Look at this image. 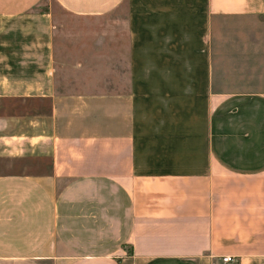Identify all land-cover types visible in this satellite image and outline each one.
<instances>
[{
  "label": "crops",
  "instance_id": "obj_1",
  "mask_svg": "<svg viewBox=\"0 0 264 264\" xmlns=\"http://www.w3.org/2000/svg\"><path fill=\"white\" fill-rule=\"evenodd\" d=\"M50 1L0 0V264H264V0Z\"/></svg>",
  "mask_w": 264,
  "mask_h": 264
},
{
  "label": "rangeland",
  "instance_id": "obj_2",
  "mask_svg": "<svg viewBox=\"0 0 264 264\" xmlns=\"http://www.w3.org/2000/svg\"><path fill=\"white\" fill-rule=\"evenodd\" d=\"M43 3L45 5L51 6L52 7V10L54 11L55 14H60L59 9L57 8V6L54 3H52V1H50V0H44Z\"/></svg>",
  "mask_w": 264,
  "mask_h": 264
},
{
  "label": "built area",
  "instance_id": "obj_3",
  "mask_svg": "<svg viewBox=\"0 0 264 264\" xmlns=\"http://www.w3.org/2000/svg\"><path fill=\"white\" fill-rule=\"evenodd\" d=\"M223 262L224 263H232L233 262V258L232 257H229V256L228 257H224L223 258Z\"/></svg>",
  "mask_w": 264,
  "mask_h": 264
}]
</instances>
